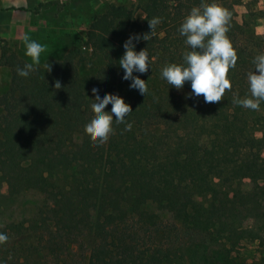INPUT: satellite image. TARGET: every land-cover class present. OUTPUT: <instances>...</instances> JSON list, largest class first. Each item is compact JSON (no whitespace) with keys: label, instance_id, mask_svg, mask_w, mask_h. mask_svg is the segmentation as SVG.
Returning a JSON list of instances; mask_svg holds the SVG:
<instances>
[{"label":"trees","instance_id":"trees-1","mask_svg":"<svg viewBox=\"0 0 264 264\" xmlns=\"http://www.w3.org/2000/svg\"><path fill=\"white\" fill-rule=\"evenodd\" d=\"M202 3L228 10L226 35L238 56L228 72L231 90L219 103L192 95L190 82L176 89L161 74L169 64L184 63L190 48L179 28ZM236 3L146 0L142 23L130 9L110 6L85 33L83 46L105 58L104 67L91 77L77 72L82 58L77 48L48 61L51 72L42 66L21 77L17 69L26 63L0 40V66L11 70L9 88L0 95V183H21L42 195L34 219L19 227L17 235L45 233L46 249L55 260L60 250L90 235L98 253L124 264H204L194 247L173 252L165 246L177 222L214 244H235L243 234L256 238L243 229L241 218L242 211L264 214V101L259 110L233 103L251 97L248 73L255 72L257 56L252 46L238 44L243 32L235 20ZM153 18L160 23L145 41L142 36L150 33ZM124 34L127 40L141 37L133 41L136 52L147 49L148 71L133 73L147 82L145 96L130 88L124 71L116 70L113 53ZM93 88L101 98L119 95L132 110L125 118L131 130L113 121V132L99 146L84 131L94 115ZM105 111L110 113L111 105ZM240 179L250 181L249 190L241 189ZM149 205L172 220L154 219Z\"/></svg>","mask_w":264,"mask_h":264},{"label":"rangeland","instance_id":"rangeland-1","mask_svg":"<svg viewBox=\"0 0 264 264\" xmlns=\"http://www.w3.org/2000/svg\"><path fill=\"white\" fill-rule=\"evenodd\" d=\"M237 1L234 5L235 20L241 25L243 32L238 44L241 48L252 46V52L257 56L264 54V0ZM145 2L146 0H0V40L25 63H31V58L25 55V36L46 46L37 67L44 66L48 61L61 60L69 50L77 48L82 53V58L76 62L77 72L80 77H91L104 67L105 58L83 46L88 24L110 6L130 9L136 22L142 23V7ZM126 40L127 36L124 34L113 53L118 73L124 71L119 60L124 55L123 44ZM10 79V68L0 66V95L8 90ZM251 112L253 111L248 113L251 115ZM261 113L264 114V110ZM255 137L260 138L261 133L256 132ZM261 154L264 156V150ZM239 185L243 191L251 187L247 179H240ZM41 204L42 195L26 190L21 183H0V233L8 236V241L0 244V264H124L119 258L98 253L96 240L90 235L79 238L69 250H60L56 257L59 261L46 249L45 233L17 235L19 227L29 226ZM148 209L156 220H172L155 205H149ZM251 212L252 210L242 211L240 221L243 229L253 232L256 237L254 240L243 234L235 244L223 242L224 240L214 244L204 234L189 232L177 222V231L166 240L165 246H169L173 252L194 247L203 256L204 264H264V214Z\"/></svg>","mask_w":264,"mask_h":264},{"label":"clouds","instance_id":"clouds-1","mask_svg":"<svg viewBox=\"0 0 264 264\" xmlns=\"http://www.w3.org/2000/svg\"><path fill=\"white\" fill-rule=\"evenodd\" d=\"M230 13L218 4L202 3L199 7H193L185 17L179 28L184 36L186 45L190 51L184 55L183 64H169L162 69V78L169 85L181 89L185 82L191 83L192 95L203 96L205 103H219L226 90H231V82L227 78L228 72L234 68L238 59L237 53L226 33L229 31ZM160 23L159 18L148 21L150 33L142 36L147 41L155 26ZM141 39L138 35L128 38L123 44L124 55L119 60L120 67L124 70L123 79L130 80V88L137 89L143 96L148 91L147 82L141 80L133 73L144 74L149 69V55L147 49L139 52L134 50V40ZM25 55L31 58V63H26L23 68L17 69V74L27 77L36 70L40 63V56L45 51L44 45L24 37ZM255 72L248 73L251 97L243 99L234 98L233 103L251 110H259L260 103L264 101V54L258 55L253 61ZM47 72H51L52 66L46 63ZM258 72L259 74H256ZM54 88L59 90L61 83L54 82ZM92 95L95 97L91 104L93 118L85 126V133L96 146L104 144L113 132V121L117 124L124 123L125 131H130L132 125L126 123L125 118L132 112L129 104L123 98L115 94H105L101 98L99 90L93 88ZM111 105V112H106V106ZM113 115L115 120H113ZM8 236L0 233V244L6 243Z\"/></svg>","mask_w":264,"mask_h":264}]
</instances>
